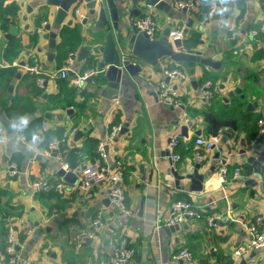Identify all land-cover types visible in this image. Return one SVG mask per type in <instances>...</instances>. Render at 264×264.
Listing matches in <instances>:
<instances>
[{
    "label": "crops",
    "instance_id": "obj_1",
    "mask_svg": "<svg viewBox=\"0 0 264 264\" xmlns=\"http://www.w3.org/2000/svg\"><path fill=\"white\" fill-rule=\"evenodd\" d=\"M165 1L171 8L165 5L152 9L159 23L160 37L172 27L185 29V41L190 39L192 30L199 32V41L191 49H212L225 70L218 73L197 62L161 60L156 67L146 66L135 77L122 79L117 98L119 106L114 108V100L103 98L96 89L97 76L94 82L86 83L80 90L74 86L73 79L81 73L85 62L74 60V74H69L67 79L48 76L63 68L57 61L61 29L79 28L81 43L76 56L90 36L81 25L82 18L88 16L84 3L58 25L57 7L46 0H4L3 6L12 3L20 6L17 16L8 15L0 20V69L14 70L13 75L10 72L4 79L0 76V189L5 192L1 205H18L23 210L19 219L12 220L18 226L17 237H24L20 239V264H110L113 244L123 241L137 249L142 264H264V248L255 251L254 257L251 252L239 260L234 258L235 249L250 238L245 224L261 218L259 227L264 229V139L252 145L258 120L264 118V31H260L264 27V0H223L225 10L213 18L206 13L210 0H203L200 10L192 14L175 10V0ZM147 10H143L144 14ZM39 17L45 20L37 28ZM190 19L191 27L188 26ZM136 20H131L132 26ZM3 21L7 22L5 27ZM45 22L57 33L52 62L48 59ZM14 27L18 32L6 36ZM254 30L259 33L253 35ZM36 34L38 42L35 44ZM14 39L20 40L22 49L10 66L3 59V53ZM32 56L38 57L45 71L43 87L38 85L37 77L25 69V65L32 62ZM167 67H178L188 74L187 81L177 87L182 101L179 107L161 101L155 91L159 81L168 80L164 73ZM206 79L216 83L219 92L205 104L201 99V87ZM235 89H240V93L229 98V93ZM207 110L221 113L233 125L224 131L229 134L227 143L221 141L214 150L206 152V159L199 163V174L207 173L209 178L201 191L194 192L189 189V180H180L177 186L175 173L182 176L198 163L194 160L195 139L209 136L206 133ZM116 116L120 123L114 124ZM33 119L39 120L36 136L27 139L23 132ZM19 120L26 124L16 128L14 124ZM115 125H121L125 132L121 129L115 142L107 146L108 157L101 162L117 168L118 161L123 160L126 203L133 211L132 216L120 213L110 204L107 187L95 188L94 197L82 201L81 169L75 172L78 176L75 184L66 182L67 194H59L54 186L62 178L58 173L61 164L54 155L44 154L48 146L42 147L44 133L48 130L64 127L65 136L75 130V134L65 138L63 143L69 152V147H80L87 135L99 140V144L106 142L110 128ZM183 126H188L187 137L182 135ZM84 128L87 132L76 141V133ZM176 133L181 136L178 147L181 159L173 169L168 145ZM251 157L260 161L261 178L249 160ZM13 161L19 164L21 174L9 178L6 171ZM221 161L228 166L223 182L219 176ZM236 168L241 169L239 179L233 177ZM44 173L53 188L33 187L32 183L40 181ZM250 179L257 185L247 183ZM179 200L192 202L203 212L204 219H188L182 223L187 229L168 234L165 229L170 226L156 224L157 212L168 217L172 202ZM207 217L216 218V226H210ZM21 218L35 226L29 237L19 227ZM97 219L101 224L91 226ZM71 221L73 223H69ZM71 225L75 227L73 230ZM73 235L83 237L82 248L70 243ZM185 249L191 252L192 260L176 259L175 256Z\"/></svg>",
    "mask_w": 264,
    "mask_h": 264
},
{
    "label": "built area",
    "instance_id": "obj_2",
    "mask_svg": "<svg viewBox=\"0 0 264 264\" xmlns=\"http://www.w3.org/2000/svg\"><path fill=\"white\" fill-rule=\"evenodd\" d=\"M203 5V0H175L173 7L177 11H186L189 14L198 12ZM225 6L223 0H212L209 10L208 17L213 18L217 11H224ZM147 12L134 22V26L138 32L144 33L150 39H159L161 32L159 23L155 14L153 12V7L147 6ZM79 13V10H76ZM47 25V22L43 24ZM264 31V27L260 29ZM259 30H254L253 35H257ZM186 39L185 29L179 27L170 28L168 35V40L174 45L177 51L185 50L184 41ZM75 53H70L66 61V65L61 68L58 72H53L48 74L52 79H67L69 78L70 71H73L72 65L74 63L73 56ZM32 62L25 65V69L28 73L37 77V83L40 87H43L45 82V71H43L42 63L37 56L31 57ZM100 72L97 67H92L84 71L83 73L77 74L73 79V84L77 89H82L89 78L95 77ZM165 76L167 80H161L156 84V94L158 98L171 105V106H181L182 101L178 93V86L183 82L187 81L188 74L185 70L178 67H167L164 69ZM151 85L153 83L151 82ZM219 92V86L210 79H206L201 87V99L203 103H209L215 95ZM119 106V101L114 100V108ZM44 130L45 125L43 124ZM122 126L115 125L109 130L106 142L99 144L98 153L99 157L95 161H87L83 165L76 169L70 167L69 163L66 161V150L63 148V143L65 138L72 137L75 134V130H72L67 134L64 139H55L44 150L46 155H54L61 164L62 169L67 172H76L81 169L80 174V189H81V199L82 201H88L94 197L95 188H106L107 187V197L110 204L113 205L117 211L120 213L132 216L133 211L127 206L126 203V190H125V167L123 166V160L118 161L117 168H110L109 166L103 165L102 160H106L108 154L106 152V147L115 142L117 134L121 131ZM224 131L221 130L217 135L210 136H198L195 139V152L194 160L198 163L203 162L206 159V152L214 150L217 146L221 144L222 136ZM264 139V118L258 120V130L257 134L252 140V145H258ZM181 142L180 134L176 133L172 136L169 145V159L173 169H176L177 163L181 159L180 153H178V147ZM9 178H15L21 174V168L16 162H11L6 171ZM228 174V166L226 162L221 161L219 166V176L221 182L226 180ZM241 169L236 168L234 172V178H241ZM47 178V177H46ZM45 178V173L40 181L33 182L32 186L35 188L46 187L53 188L49 185L47 179ZM168 186H171L170 184ZM55 190L62 195L67 194L69 191L67 189L66 181L62 177L60 182L54 186ZM188 219H204L203 212L199 211L196 206L188 200L173 201L171 204V212L168 217H164L162 212H157L156 224L158 226H172L175 224L183 223ZM216 218L207 217L206 220L209 222L210 226H216ZM3 222L6 223L7 236L5 240L4 252H0V263L6 264H20L22 261V255L20 252V239L17 237L18 226L16 223L12 222L9 217H4ZM261 218H257L256 222H250L245 224V228L249 234L248 240L240 244L234 251L235 260H239L250 254L251 252H258L264 248V229L259 227ZM101 224L100 220H93L91 226H97ZM25 233L26 237L31 236L35 226L34 224L25 219H20L19 226ZM75 227L70 226L73 230ZM77 245L78 248L83 246V237L81 235H73L71 242ZM113 256L111 258L110 264H142L138 259L137 249L127 243L119 242L113 244ZM176 259H186L188 261L192 260V254L189 250H182L179 254L175 256Z\"/></svg>",
    "mask_w": 264,
    "mask_h": 264
},
{
    "label": "water",
    "instance_id": "obj_3",
    "mask_svg": "<svg viewBox=\"0 0 264 264\" xmlns=\"http://www.w3.org/2000/svg\"><path fill=\"white\" fill-rule=\"evenodd\" d=\"M52 6L57 7L56 24L61 23L69 16L72 10H75L80 4L84 3L88 16L81 20V25L86 28L90 36L86 38V42L81 46L79 53L73 56L78 63L85 62L86 67H97L100 72L95 76L96 89L100 95L108 100H115L119 95V88L124 77L133 78L142 73L146 66L156 67L161 60L171 59L177 63L180 62H197L208 68H211L218 73H223L225 67L218 56H215L212 49H185L177 51L174 45L168 40L170 28H168L163 36L159 39H150L146 34L137 31L135 26H132L131 20L144 15L143 10L147 6L163 8L165 5L171 8L170 4L165 0H46ZM183 12H186L185 10ZM233 13L232 11L230 12ZM220 12L217 11L215 17H218ZM190 19L188 26L191 27ZM73 21L70 20L69 24ZM45 29L48 31L46 38L49 39L48 59L50 62L55 57V39L57 33L51 31V25L47 24ZM187 31V30H186ZM18 28H12L6 36L16 34ZM203 44V42H201ZM77 57V58H76ZM74 72L70 71V75ZM89 78L86 83L94 82V78ZM226 80V78H224ZM168 81V80H167ZM107 84V85H106ZM106 85V87L104 86ZM240 89H235L229 93V98H233L240 93ZM225 102H229L228 98H224ZM26 121L19 120L15 122L16 128L25 125ZM127 126V124H126ZM191 126V123L188 124ZM188 126L181 128L182 135L188 136ZM87 129L80 130L75 135V140L83 137ZM125 132V128L122 129ZM200 135L201 132H197ZM229 134L224 133L222 142L227 143ZM106 149H108L106 147ZM216 158H219L217 154ZM250 162L255 166L258 177L261 178L259 168L260 161L255 157H251ZM200 164L196 163L194 167L188 170L184 175L177 178L176 185L179 186L180 180L190 181V190L197 192L203 189V184L209 178V174H199ZM214 172V168H211ZM59 175L66 182L75 184L77 182V174L75 172H67L64 169L59 170ZM81 185V182H79ZM247 183L257 185L255 180H248ZM143 209H141V213ZM181 228H186L184 224L179 223L167 227L165 230L168 234L178 231ZM255 252L251 257H254ZM248 258L247 260H250Z\"/></svg>",
    "mask_w": 264,
    "mask_h": 264
},
{
    "label": "trees",
    "instance_id": "obj_4",
    "mask_svg": "<svg viewBox=\"0 0 264 264\" xmlns=\"http://www.w3.org/2000/svg\"><path fill=\"white\" fill-rule=\"evenodd\" d=\"M212 0L208 2V6L206 8V13H208L210 4ZM4 0H0V20L2 18L7 17L8 15H11L13 17L17 16L20 6L17 3H12L8 6H3ZM45 20V17H39L36 21L37 28L42 26L43 21ZM7 22L3 21V26H6ZM61 35V41L57 45V61H59V64L64 67L66 65V61L68 59V56L70 53H75L80 46L81 43V36L80 31L77 26H67L61 29L60 31ZM200 33L197 31L192 30L190 34V39L185 41L184 47L186 49H191L195 47L199 41ZM190 40L195 43L192 45V43H189ZM38 42V36L37 34L34 36V43L36 44ZM22 49V45L20 40L14 39L12 40L8 46L4 49L3 53V59L6 62H9V65L13 63V61L18 57L20 50ZM7 69V68H4ZM3 68L0 69V76L2 79L4 77H8L10 72L13 75L14 70L8 69L4 70ZM87 69L86 66L81 69V73H83ZM214 79V78H213ZM205 120H206V133L207 135H217L219 131L223 130L225 131L228 126L233 125L232 122H230L224 115H222L219 112H213L212 110H207L205 112ZM39 120L33 119L31 121L30 127L24 130V134L27 139L35 138V133L37 132V125ZM115 123H120L119 116H116V119L114 121ZM65 137V129L64 127H59L54 130H48L46 133H44L43 136V146H48L49 142L55 139H64ZM100 141L90 137L89 135L86 136V138L83 140L82 145L80 147H69V152H66L65 159L69 163L70 167L73 169L78 168L79 166L83 165L86 160L88 161H95L99 157L98 153V146ZM66 147L65 144L63 145V148ZM65 149V148H64ZM88 158V159H87ZM87 162V161H86ZM126 176V174H124ZM5 192L0 189V217H10L12 220H17L21 217L23 210L18 205H10L2 206L1 205V196ZM74 219V218H73ZM73 223V221L69 222ZM7 236V228L5 223L0 221V242L3 244L0 245V251L4 252L5 249V240ZM23 236L19 235V239L23 240ZM2 240V241H1Z\"/></svg>",
    "mask_w": 264,
    "mask_h": 264
}]
</instances>
